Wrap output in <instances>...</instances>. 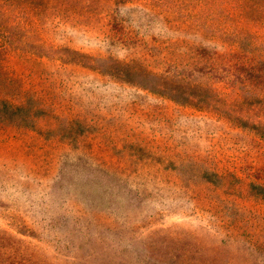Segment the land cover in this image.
Wrapping results in <instances>:
<instances>
[{"label": "rangeland", "instance_id": "1", "mask_svg": "<svg viewBox=\"0 0 264 264\" xmlns=\"http://www.w3.org/2000/svg\"><path fill=\"white\" fill-rule=\"evenodd\" d=\"M249 12L0 0V264H264Z\"/></svg>", "mask_w": 264, "mask_h": 264}, {"label": "trees", "instance_id": "2", "mask_svg": "<svg viewBox=\"0 0 264 264\" xmlns=\"http://www.w3.org/2000/svg\"><path fill=\"white\" fill-rule=\"evenodd\" d=\"M245 7H247V13H250L249 11H258V12H263L264 14V0H243ZM264 18V17H263ZM258 20V19H255ZM262 23H264V19L261 20ZM252 68H256L258 66L256 63L252 64ZM260 70L264 72V61L261 62V66L259 65ZM253 71V70H251ZM261 77L264 78V74H261Z\"/></svg>", "mask_w": 264, "mask_h": 264}]
</instances>
